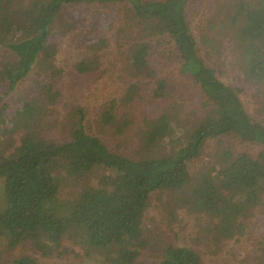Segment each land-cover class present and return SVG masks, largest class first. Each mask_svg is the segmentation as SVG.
Masks as SVG:
<instances>
[{"label": "trees", "instance_id": "1", "mask_svg": "<svg viewBox=\"0 0 264 264\" xmlns=\"http://www.w3.org/2000/svg\"><path fill=\"white\" fill-rule=\"evenodd\" d=\"M230 1L0 0V43L8 42L13 52V58L0 61V82L15 88L35 63L42 70H52L48 81L39 82L21 105L3 101L0 118L11 113L16 122L43 127L45 104L58 103L61 97L51 81L62 72L52 67L57 51L51 42L54 24L77 26L82 18L71 22L63 12L81 4L118 7L113 34L127 45L124 58L133 76L156 75L152 63L161 60L175 66L196 94L187 112L185 100L193 91L179 92L172 80L158 77L151 96L166 100L167 106L154 119L145 120L147 126L140 135L144 151L136 158L111 150L99 136L89 133L79 106L66 115L63 137L48 138L30 128L10 151L0 149V245L9 251L31 244L12 264H75L66 259L44 263L40 258L70 252L68 243L64 244L69 240L91 255L110 254L117 264L136 263L147 245L141 239L143 218L154 190L173 192L180 207L206 215L207 222L198 233L200 239L213 243L214 253L225 241L247 232L263 201L264 121L249 113L241 88L223 81L216 65L201 56L199 41L215 54L221 53L225 42L232 48L238 43L245 81L264 87V0ZM202 7L207 9L198 16L196 10ZM198 18L205 27H214L219 39L196 33L202 27L193 24ZM100 23L88 25L93 34ZM105 43L106 38L99 36L90 44L98 50ZM98 63L97 57H88L74 68L87 74L99 69ZM128 87L124 102L140 96L138 83ZM116 107L111 102L101 113L105 125L116 123ZM123 119L115 125L119 133L130 121ZM221 137L237 138L260 149L256 154H236L231 147L223 148L215 163L194 175L192 164L205 142ZM65 185L78 187L71 200L59 198ZM260 248L264 262V243ZM155 264L206 263L195 247L171 242L162 244Z\"/></svg>", "mask_w": 264, "mask_h": 264}, {"label": "rangeland", "instance_id": "2", "mask_svg": "<svg viewBox=\"0 0 264 264\" xmlns=\"http://www.w3.org/2000/svg\"><path fill=\"white\" fill-rule=\"evenodd\" d=\"M29 1L25 0L26 3ZM209 2L212 3V0ZM219 2L231 1L219 0ZM112 7L111 5L81 4L70 6L63 12L71 22L79 21L78 18H82V20L72 28L71 26L61 28L57 21L52 31L51 42L57 46V51L52 59V67L62 70L51 80L60 90L59 102L55 104L47 102L45 104V119L42 121L43 127L41 126V128H38L36 123L35 125L32 124L34 126L27 125L24 120L22 123L16 122L17 118L11 113L0 118V126L2 127L0 129V149H6V152L10 151L30 128L48 138L63 137L66 129V115L78 108L73 106H79L82 108L84 116L82 123L89 133L99 136L111 150L136 158L140 156V152L144 151L142 142H140V135L147 126L145 120L154 119L160 110L167 106L166 100H155L151 96L152 90L158 86V77L166 76L170 81L172 80L179 92L188 93L190 90L194 94L190 81L176 73L175 66H166L161 60H154L152 63L153 68L157 71L156 75L150 76L142 73L133 76L131 74L124 58V49L127 45L117 39L116 34H113L115 29L112 27L116 26L115 18L118 7L114 6L113 10ZM206 9V7H202L196 10L198 16ZM199 19L193 22L195 25L198 23L202 25L201 29L200 27L195 29L196 33L202 32L207 39H219L213 30L214 27H205L204 22H200ZM96 20H100L102 23L98 26V32L93 34L88 25ZM99 36L106 38V43L102 48L96 50L91 47L90 43ZM202 38L199 37L200 40ZM199 42L201 56L206 57V60L216 65L223 81L241 88L240 96L249 113L264 121V87L245 81L244 69L241 66L244 55L239 50L238 43H233V49L230 44L226 47L225 42L221 53L215 54L203 42ZM7 45L8 42L0 43V61L13 58V52L8 49ZM33 49L34 47H30L31 51ZM156 53L157 51H154V54ZM88 57L99 59V69L87 74L79 73L74 68L75 63ZM51 71V69L42 70L35 63L29 75L21 80L15 88H10L6 82H0V96H3L0 104L4 101L21 105L24 100L30 99L29 95L35 92V87L39 82L48 81L47 76ZM132 82L140 85V96L124 102L128 85ZM8 89H10L9 92L3 95ZM195 95L185 100V111L189 112L192 108L190 106L192 101H195ZM111 102L117 104L116 123L105 125L100 120L101 113ZM10 112L12 111L10 110ZM124 116L130 121L124 131L119 133L115 125L124 122ZM55 120L56 124L52 123ZM226 147H231L236 154L244 151L256 154L260 149L258 145L233 137L208 140L205 142L201 155L193 161L194 175L215 163L219 156L217 154ZM0 157L2 159V154ZM88 183L90 182L88 181ZM77 189L76 186L65 185L60 191L59 198L71 200L72 192H76ZM174 194L166 190L151 192L143 218L144 236L141 238L146 239L147 245L144 247L139 260L134 264H155L156 261L160 260L162 244L171 242L195 247L199 250L206 264H264L262 261L263 252L260 248L261 244L264 243V193L261 205L256 208L255 214L249 221L247 232L225 241L226 244L215 253L212 250L213 243L209 240L200 239L201 234L198 233L201 226L207 222L206 215L189 212L186 207H180V203L176 202ZM259 240H261V244L258 243ZM67 243L70 252L60 253L63 255L56 252L48 257L40 258L44 263H46L45 261L66 259L75 264H117L110 254L104 255L105 253L102 252L91 255L86 251L88 249L77 242L69 240L65 241L64 244ZM29 245L31 246L30 243L26 246H17L9 251L0 245V264H12V259L28 251Z\"/></svg>", "mask_w": 264, "mask_h": 264}]
</instances>
